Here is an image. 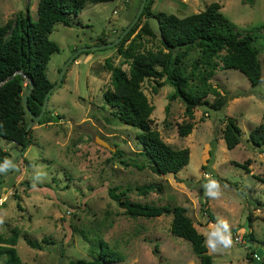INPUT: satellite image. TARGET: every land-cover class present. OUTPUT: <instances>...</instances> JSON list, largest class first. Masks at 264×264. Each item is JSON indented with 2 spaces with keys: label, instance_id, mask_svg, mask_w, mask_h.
Here are the masks:
<instances>
[{
  "label": "rangeland",
  "instance_id": "rangeland-1",
  "mask_svg": "<svg viewBox=\"0 0 264 264\" xmlns=\"http://www.w3.org/2000/svg\"><path fill=\"white\" fill-rule=\"evenodd\" d=\"M210 1H217L221 13L241 31L264 22V0H152L150 9L181 16L202 9ZM36 3L0 0V23L17 11L24 16L26 9L35 19ZM138 4L139 0L87 1L77 14L69 16V25L54 23L48 37L59 50L49 56L47 78L56 81L59 68L75 49L113 40ZM258 31L264 36V28ZM134 38L137 50L159 46L157 38L148 34ZM260 39L255 43L261 67L258 83L251 85L236 68L216 67L209 81L224 93L226 102L218 109L196 105L186 135L177 133V124L189 119L183 115L180 98H168L172 86L163 83L154 91L155 80L141 82L153 105L151 125L170 146L189 150L187 163L174 174H157L146 164L135 165L144 162L135 138L138 129L119 121L102 99V91L110 86L105 58L127 69L115 44L81 50L48 95L45 109L49 119H39L28 128L30 143L19 150L0 137V149L8 153L0 163V234L8 236L16 229L14 248L21 261L64 264L69 258H92L100 252L98 241L102 240L122 258L103 264H198L189 242L170 233V213L131 217L108 195L110 187L117 191L129 186L128 199L185 206L186 214L204 236L211 264H264V150L246 139L264 108V41ZM196 55L193 49L183 58L187 72ZM206 99L213 97L208 94ZM225 116L233 117L240 127L239 142L231 148L221 136ZM24 118L27 121L29 116ZM95 136L107 146L96 142ZM242 161L247 171L234 163ZM147 183L153 188L146 193L134 188ZM248 231L253 240H246ZM217 232L239 234L242 239L232 240L226 247L213 235ZM24 236L35 240L45 237L46 241L41 242V248L30 247ZM209 240L215 242L214 247ZM250 250L252 258L246 256Z\"/></svg>",
  "mask_w": 264,
  "mask_h": 264
},
{
  "label": "trees",
  "instance_id": "trees-1",
  "mask_svg": "<svg viewBox=\"0 0 264 264\" xmlns=\"http://www.w3.org/2000/svg\"><path fill=\"white\" fill-rule=\"evenodd\" d=\"M87 1L106 0H37L35 19L30 18L26 9L24 16L17 11L12 18L0 23V137L13 142L19 150L30 143L29 129L25 128L24 116L27 113L21 102L28 79L32 81V87L27 93L26 105L33 113L38 112L43 94L52 84L45 74V66L50 54L58 51L59 47L48 37V33L56 22L69 25V16L77 14ZM151 4L152 0H145L138 19L114 45L126 61L127 69L112 64L105 58L110 86L102 91L101 96L119 121L138 129L135 138L140 146L138 153L143 156L144 162L135 165L141 167L146 164L157 174H174L187 163L189 150L185 146H170L151 125L150 112L153 105L142 91L141 82L145 78L155 80L154 91L163 83L172 86L173 90L168 98H180L184 105L183 115L189 119L177 124V133L186 135L192 127L190 119L196 105L206 104L218 109L226 102L224 93L209 81L216 67L236 68L246 76L251 85L258 83L261 67L259 49L255 43L259 38L264 41V36L258 31L259 28H264V22L241 31L221 13L217 1H210L202 9L181 16L162 10L152 11ZM151 14L159 22V37L147 25L146 16ZM142 16L144 19L140 23ZM132 32L134 35L124 46ZM139 34L156 37L159 46L155 49L137 50L134 36ZM193 49L197 50V55L192 59L187 72L182 60ZM208 94L212 95L213 100L206 99ZM167 109L168 103L164 105V110ZM49 117L50 113L45 109L39 121H46ZM222 124L221 136L225 146L231 148L239 142L240 127L231 116H225ZM246 139L253 147L264 150V108L259 122L249 129ZM118 152L115 149L114 153L119 154ZM6 156L8 153L0 149V163ZM234 163L245 171L248 170L245 161ZM261 181L264 183V179ZM134 188L143 194L153 186L147 183L135 185ZM115 189L117 188L110 187L108 195L131 217L170 213V233L189 242L198 264H211L212 258L207 252L204 236L186 214L185 206L131 200L126 197L129 186L117 191ZM205 211L212 219L211 213ZM245 237L248 241L254 239L250 231ZM16 239L15 228L8 236L0 234L1 264H24L14 248ZM24 241L30 247L41 248V242L46 241V238L35 240L24 236ZM98 245L101 250L95 257L69 258L64 264H103L122 259L118 252L108 248L106 242L99 240ZM250 253L251 250L246 252L248 258H252Z\"/></svg>",
  "mask_w": 264,
  "mask_h": 264
},
{
  "label": "water",
  "instance_id": "water-1",
  "mask_svg": "<svg viewBox=\"0 0 264 264\" xmlns=\"http://www.w3.org/2000/svg\"><path fill=\"white\" fill-rule=\"evenodd\" d=\"M144 3H145V0H139V4H138V7L136 9L135 14L133 15V17L122 28V30L119 32V34L113 40H111L109 42L99 43V44L82 46V47H79V48L75 49L70 54V56L63 62V64L59 68L58 76H57L56 81L52 82V84L45 90V92L43 94V98H42L41 104H40V108H39L37 113H33L26 105V96H27V93L31 90V87H32V81L30 79H28V85L26 87L25 92L22 94V97H21L22 98L21 99L22 100L21 101L22 105L24 106V108L26 110V113L29 116V118H28V120L26 121V124H25V128L26 129H28L30 127V125H32L34 122H37L41 118V116L43 114V111L46 108V103H47V98H48L49 93L51 92V90L55 86H57L59 84L67 64L73 59V57L78 52H80L81 50H85V49L93 50V49H96V48H101V47H106V46H111V45L116 44L121 39V37L126 33V31L133 25V23L138 19L139 15H140V13H141V11L143 9ZM146 20H147V25L150 28V30L159 37L160 34H161V31H160L159 22H158L156 16L153 15V14L148 15V16H146ZM95 141L107 146V143L104 140H102L99 137H97V136H95ZM19 154H21V151H20Z\"/></svg>",
  "mask_w": 264,
  "mask_h": 264
},
{
  "label": "clouds",
  "instance_id": "clouds-1",
  "mask_svg": "<svg viewBox=\"0 0 264 264\" xmlns=\"http://www.w3.org/2000/svg\"><path fill=\"white\" fill-rule=\"evenodd\" d=\"M215 184H216V182L213 181L212 185L215 186ZM213 195H214V193H213ZM224 228H225V230H227V225L226 224H225ZM213 235L217 236L218 239H219V242L222 243L223 245H225L226 247L231 245V243H232L230 233L225 235L224 233L217 232V233H214ZM209 244L214 247L215 242L212 241V240H209Z\"/></svg>",
  "mask_w": 264,
  "mask_h": 264
},
{
  "label": "built area",
  "instance_id": "built-area-1",
  "mask_svg": "<svg viewBox=\"0 0 264 264\" xmlns=\"http://www.w3.org/2000/svg\"><path fill=\"white\" fill-rule=\"evenodd\" d=\"M0 203H1V199H0ZM225 235H227V234H225ZM231 235V240H233V241H241V235H239V234H235V233H231L230 234Z\"/></svg>",
  "mask_w": 264,
  "mask_h": 264
}]
</instances>
